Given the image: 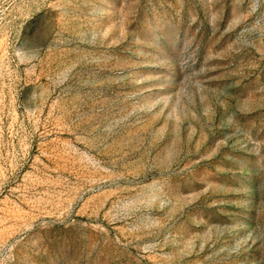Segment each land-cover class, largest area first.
<instances>
[{
  "label": "rangeland",
  "instance_id": "obj_1",
  "mask_svg": "<svg viewBox=\"0 0 264 264\" xmlns=\"http://www.w3.org/2000/svg\"><path fill=\"white\" fill-rule=\"evenodd\" d=\"M0 264H264V0H0Z\"/></svg>",
  "mask_w": 264,
  "mask_h": 264
}]
</instances>
